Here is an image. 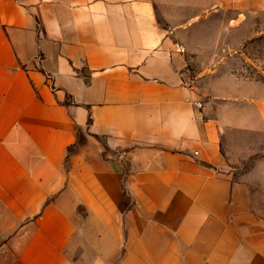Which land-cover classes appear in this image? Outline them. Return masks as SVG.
<instances>
[{
  "label": "crops",
  "instance_id": "obj_1",
  "mask_svg": "<svg viewBox=\"0 0 264 264\" xmlns=\"http://www.w3.org/2000/svg\"><path fill=\"white\" fill-rule=\"evenodd\" d=\"M189 1L0 0V264H264V81L192 70Z\"/></svg>",
  "mask_w": 264,
  "mask_h": 264
},
{
  "label": "rangeland",
  "instance_id": "obj_2",
  "mask_svg": "<svg viewBox=\"0 0 264 264\" xmlns=\"http://www.w3.org/2000/svg\"><path fill=\"white\" fill-rule=\"evenodd\" d=\"M188 16L192 70L264 81V0L189 1ZM227 152L226 171L251 189L252 203L264 215V133L231 134Z\"/></svg>",
  "mask_w": 264,
  "mask_h": 264
},
{
  "label": "built area",
  "instance_id": "obj_3",
  "mask_svg": "<svg viewBox=\"0 0 264 264\" xmlns=\"http://www.w3.org/2000/svg\"><path fill=\"white\" fill-rule=\"evenodd\" d=\"M180 51H181L182 53H185V52H186V48H185L184 46H181V47H180ZM191 79H193V78L191 77ZM198 105H199V107H202V103H201V102H198Z\"/></svg>",
  "mask_w": 264,
  "mask_h": 264
}]
</instances>
